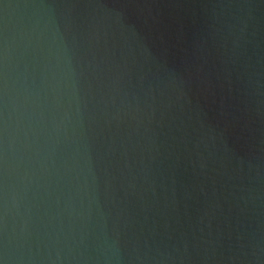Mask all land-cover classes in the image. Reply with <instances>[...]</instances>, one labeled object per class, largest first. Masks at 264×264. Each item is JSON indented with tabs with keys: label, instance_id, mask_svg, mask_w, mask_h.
<instances>
[{
	"label": "water",
	"instance_id": "obj_1",
	"mask_svg": "<svg viewBox=\"0 0 264 264\" xmlns=\"http://www.w3.org/2000/svg\"><path fill=\"white\" fill-rule=\"evenodd\" d=\"M0 264H264V0H0Z\"/></svg>",
	"mask_w": 264,
	"mask_h": 264
}]
</instances>
